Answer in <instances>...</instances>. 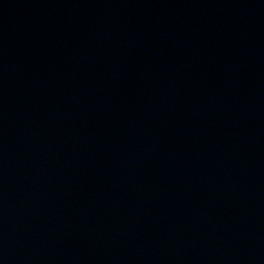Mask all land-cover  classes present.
I'll use <instances>...</instances> for the list:
<instances>
[{"label": "water", "instance_id": "water-1", "mask_svg": "<svg viewBox=\"0 0 264 264\" xmlns=\"http://www.w3.org/2000/svg\"><path fill=\"white\" fill-rule=\"evenodd\" d=\"M0 264H264V0H63Z\"/></svg>", "mask_w": 264, "mask_h": 264}]
</instances>
